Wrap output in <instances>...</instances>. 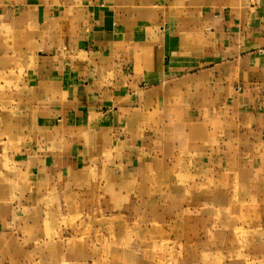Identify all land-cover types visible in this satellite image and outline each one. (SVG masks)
I'll return each mask as SVG.
<instances>
[{
    "label": "crops",
    "instance_id": "crops-1",
    "mask_svg": "<svg viewBox=\"0 0 264 264\" xmlns=\"http://www.w3.org/2000/svg\"><path fill=\"white\" fill-rule=\"evenodd\" d=\"M179 4L0 0V46L25 56L22 71L0 57V134L22 132L31 170L56 160L57 172H75L114 143L138 162L151 149L139 121L149 109L161 115L154 129L215 122L207 135L264 169V0L204 9L197 23Z\"/></svg>",
    "mask_w": 264,
    "mask_h": 264
},
{
    "label": "rangeland",
    "instance_id": "rangeland-1",
    "mask_svg": "<svg viewBox=\"0 0 264 264\" xmlns=\"http://www.w3.org/2000/svg\"><path fill=\"white\" fill-rule=\"evenodd\" d=\"M243 1L180 4L197 23L204 9ZM9 51L18 48L5 39L1 67L22 71L25 56ZM149 110L139 119L151 140L141 160L132 164L126 145L114 143L67 174L56 171V160L47 172L31 170L22 132L4 128L0 264H264V169L207 135L215 122L193 115L154 129L161 115Z\"/></svg>",
    "mask_w": 264,
    "mask_h": 264
}]
</instances>
